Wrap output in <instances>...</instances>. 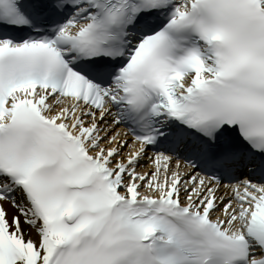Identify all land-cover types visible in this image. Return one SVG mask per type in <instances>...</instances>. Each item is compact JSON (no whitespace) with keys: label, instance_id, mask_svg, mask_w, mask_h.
<instances>
[{"label":"snow or ice","instance_id":"6c2138e0","mask_svg":"<svg viewBox=\"0 0 264 264\" xmlns=\"http://www.w3.org/2000/svg\"><path fill=\"white\" fill-rule=\"evenodd\" d=\"M0 264H264V0H0Z\"/></svg>","mask_w":264,"mask_h":264}]
</instances>
